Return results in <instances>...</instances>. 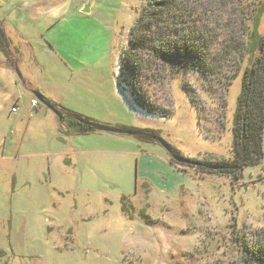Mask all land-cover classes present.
<instances>
[{"label": "rangeland", "instance_id": "1", "mask_svg": "<svg viewBox=\"0 0 264 264\" xmlns=\"http://www.w3.org/2000/svg\"><path fill=\"white\" fill-rule=\"evenodd\" d=\"M146 1L35 0V58L22 35H11L22 78L0 64V264H239L234 234L251 242L264 228V157L235 183L200 177L171 162L158 141L103 131L67 136L35 96L110 126L160 130L182 158H230L252 56L235 76L237 53L226 42L230 35L242 42L246 10L264 0L210 1L224 14L208 51L210 77L167 73L163 82L144 83L149 101L169 118L140 108L123 82L122 50ZM258 31L264 37V14ZM169 157L192 175L174 170ZM123 195L135 206L132 220L122 213Z\"/></svg>", "mask_w": 264, "mask_h": 264}, {"label": "trees", "instance_id": "2", "mask_svg": "<svg viewBox=\"0 0 264 264\" xmlns=\"http://www.w3.org/2000/svg\"><path fill=\"white\" fill-rule=\"evenodd\" d=\"M210 1L215 0H147L142 6L129 30L122 50L121 64L125 90L147 113L170 117L168 112L149 101L143 90L144 83L163 82L165 75L175 77L191 71L210 77L212 69L208 62V51L222 34V29H219L224 22V14L214 11L211 6L216 3L211 5ZM246 13L247 21H252V28L247 21H242V42L236 41L233 35L226 42L227 45L232 44L237 53L235 76L238 75L244 58L252 56L243 71L241 91L234 113L231 157L195 160L197 165L189 166L200 177L222 175L229 177L232 183L242 178L245 167L258 164L264 157V37L258 31L264 14V1L260 6L247 9ZM230 26L232 20L228 21L227 27ZM0 51L5 58L4 65L16 69L15 60H18L16 56L21 55L20 46L13 45L1 22ZM162 73L166 74L162 76ZM51 103L55 105L59 129L65 135L96 133L94 126L98 121L73 112L61 104ZM119 126L138 131L140 134L136 138L142 143H155L162 139L160 130ZM167 145L170 147L171 162L178 163L175 159L182 158V154ZM121 210L125 217L134 219L135 206L128 196L121 197ZM140 215L145 223L154 222L145 209L141 210ZM232 227L234 230L236 224H232ZM251 236L253 241L250 242L245 234H234L240 250L239 264H264V228L254 231Z\"/></svg>", "mask_w": 264, "mask_h": 264}, {"label": "crops", "instance_id": "3", "mask_svg": "<svg viewBox=\"0 0 264 264\" xmlns=\"http://www.w3.org/2000/svg\"><path fill=\"white\" fill-rule=\"evenodd\" d=\"M0 22L4 25L11 40H13V44L16 45L18 41L14 40L15 35H22L27 49L31 51L30 56H34L35 58V0H0ZM13 34L14 37L11 36ZM23 47V57H26L28 54ZM4 62L5 58L3 61H0V64L10 69L4 65ZM30 71L29 68V73ZM115 124L123 125L124 123L116 121ZM124 126L129 125L125 124ZM169 164L176 171L192 175L189 171L184 172L175 168L170 161Z\"/></svg>", "mask_w": 264, "mask_h": 264}, {"label": "water", "instance_id": "4", "mask_svg": "<svg viewBox=\"0 0 264 264\" xmlns=\"http://www.w3.org/2000/svg\"><path fill=\"white\" fill-rule=\"evenodd\" d=\"M16 72L18 73V75L22 78L19 70L16 68ZM35 96L37 97V99L46 107H48L49 109H51L53 112H55V105L53 103H51L49 100H47L41 93L39 92H34ZM95 129L99 132H111V133H117V134H125V135H129V136H137L140 133L138 131L129 129V128H125V127H120V126H110L104 123H98L95 126ZM158 142H160L162 145L165 146V148L170 152V147L167 145V143H165V141H163L162 139H159ZM177 161L183 163V164H188V165H197V163L194 160H190L187 158H176Z\"/></svg>", "mask_w": 264, "mask_h": 264}, {"label": "built area", "instance_id": "5", "mask_svg": "<svg viewBox=\"0 0 264 264\" xmlns=\"http://www.w3.org/2000/svg\"><path fill=\"white\" fill-rule=\"evenodd\" d=\"M32 106L37 108L38 102H36V100H32ZM13 111H15V109H13Z\"/></svg>", "mask_w": 264, "mask_h": 264}]
</instances>
